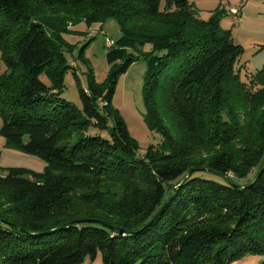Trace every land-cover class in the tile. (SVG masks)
Instances as JSON below:
<instances>
[{"label": "trees", "instance_id": "1", "mask_svg": "<svg viewBox=\"0 0 264 264\" xmlns=\"http://www.w3.org/2000/svg\"><path fill=\"white\" fill-rule=\"evenodd\" d=\"M198 12L190 0H0V134L48 163L0 170V264H81L99 252L104 264H232L264 254V67L244 81V47L221 12ZM111 18L122 31L107 50L115 69L109 83L90 70L80 109L62 97L72 67L64 34L74 20ZM141 58L146 120L163 137L143 155L113 105L118 75ZM92 125L108 136L87 134ZM203 167L226 177L199 170L183 181Z\"/></svg>", "mask_w": 264, "mask_h": 264}, {"label": "rangeland", "instance_id": "2", "mask_svg": "<svg viewBox=\"0 0 264 264\" xmlns=\"http://www.w3.org/2000/svg\"><path fill=\"white\" fill-rule=\"evenodd\" d=\"M190 1L195 3L199 11L198 15L203 19H210L216 11L221 12V27L224 30H231L234 41L244 47V53L238 66L241 78L244 81H249L255 72L264 67V0ZM236 8L239 10L238 17H234L232 14V10ZM54 13L51 15L53 18L55 17ZM76 23L78 22L75 20L69 22L70 31L64 34V39L67 42L66 49H68L66 55L72 67L65 74V88L62 97L82 109L80 86L87 87L90 70L98 83H109V78L115 68L107 61L109 46L106 41L108 39L117 41L122 35V31L118 20L114 18L103 23L96 22L91 26L83 21L79 24ZM149 49H151V45L147 44L145 50ZM132 52L137 55L134 50ZM6 70L7 66L0 52V75ZM146 70L147 60L141 58L132 64L126 72L119 74L113 96L114 107L124 117L131 135L138 141L140 155L145 154L150 145L160 144L163 139L162 134L146 120L147 108L143 93ZM42 79L46 83L50 82L45 75H42ZM161 106L165 117L163 102H161ZM2 125L3 119L0 116V130ZM86 133L108 136L106 130H101L94 125L90 126ZM77 138L78 135L72 136L69 143L73 144ZM47 165V161L38 155L24 152L18 148L7 147L6 139L0 134V170L2 174H5V168L10 166L44 171ZM254 173L255 170L245 179L237 181L246 184ZM206 175L215 177L213 173ZM263 260L264 254L247 253L242 258L234 260L232 264H259ZM81 264H104L102 253L99 252L95 259L87 257Z\"/></svg>", "mask_w": 264, "mask_h": 264}, {"label": "water", "instance_id": "3", "mask_svg": "<svg viewBox=\"0 0 264 264\" xmlns=\"http://www.w3.org/2000/svg\"><path fill=\"white\" fill-rule=\"evenodd\" d=\"M263 166H264V162H263V164H262V167H261V169H260L259 174L261 173V171H262V169H263ZM199 170H200V171H207V172H209V173H213V174L220 175V176H222V177H226L223 173L217 172V171H215V170H213V169H209V168L203 167V168H198V169H191V170L189 171L188 175L183 179V181H185L186 179H188V178H189L190 176H192L196 171H199ZM227 180H228V182H230V184H231L232 186H234L235 188H241V189H244L245 187H250V185H252V184L254 183V182H252L251 184H248L247 186H240V185L236 184L234 181L230 180L229 178H227ZM254 181H255V180H254ZM170 198H171V195L168 194V196H167V198H166L164 204L161 206V208L158 210V212L154 215V217H153V218H152V219H151L146 225L151 224V223H152V222H153V221H154V220H155V219H156V218H157V217L163 212V210L165 209L166 205L168 204ZM91 221H93V222H95V223L103 224V225H105V226L110 227L111 229H115V227H112V226L106 224L105 222H103V221H101V220H91ZM73 223H74V222H69V223L64 224V225H61V226H59L58 228H55V229H53V230L43 232L42 234H47V233L54 232V231H56V230H59V229L65 228V227H67L68 225H71V224H73ZM13 226L17 227L16 225H13ZM119 232H120L121 234H125V233H127V231L124 230V229H120Z\"/></svg>", "mask_w": 264, "mask_h": 264}, {"label": "built area", "instance_id": "4", "mask_svg": "<svg viewBox=\"0 0 264 264\" xmlns=\"http://www.w3.org/2000/svg\"><path fill=\"white\" fill-rule=\"evenodd\" d=\"M232 14L234 15V17H238V15H239V10H238V9H233V10H232ZM106 44H107V46L111 47V46H113V45L115 44V41L112 40V39H108V40L106 41Z\"/></svg>", "mask_w": 264, "mask_h": 264}, {"label": "crops", "instance_id": "5", "mask_svg": "<svg viewBox=\"0 0 264 264\" xmlns=\"http://www.w3.org/2000/svg\"><path fill=\"white\" fill-rule=\"evenodd\" d=\"M194 3V2H193ZM194 5H195V3H194ZM237 9V8H236Z\"/></svg>", "mask_w": 264, "mask_h": 264}]
</instances>
